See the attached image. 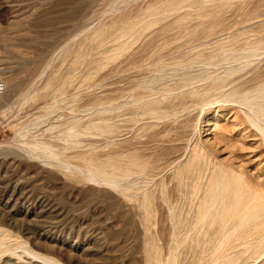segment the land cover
<instances>
[{
	"label": "rangeland",
	"instance_id": "obj_1",
	"mask_svg": "<svg viewBox=\"0 0 264 264\" xmlns=\"http://www.w3.org/2000/svg\"><path fill=\"white\" fill-rule=\"evenodd\" d=\"M0 77V264H264V0H0Z\"/></svg>",
	"mask_w": 264,
	"mask_h": 264
},
{
	"label": "bare ground",
	"instance_id": "obj_2",
	"mask_svg": "<svg viewBox=\"0 0 264 264\" xmlns=\"http://www.w3.org/2000/svg\"><path fill=\"white\" fill-rule=\"evenodd\" d=\"M262 86H263V85H262ZM262 86H261V87H262ZM259 90L261 91V89H259ZM250 91H253V90L251 89ZM260 91H259V92H260ZM262 91H263V89H262ZM257 92H258V91H257ZM259 92H258V94H259ZM249 94H250V93H249ZM256 94H257V93H256ZM260 94H262V93H260ZM262 95H263V94H262ZM253 96H254V95H253ZM253 96H251V97L254 98ZM257 96H258V95H257ZM258 97H259V96H258ZM255 98H256V96H255ZM255 98H254V99H255ZM250 101H251V100H250ZM243 102H244V101H243ZM253 102H254V101H253ZM251 103H252V101H251ZM254 103H255V102H254ZM256 105H257V104H256ZM251 108H252V107H251ZM251 110H252V109H251ZM250 117H251V116H250ZM250 121H251V120H250ZM251 122H252V121H251ZM253 122H254V121H253ZM223 190H224V189H223ZM222 194H223V192H222ZM223 195H224V194H223ZM260 195H261V194H260ZM237 196H238V195H237ZM238 197H239V196H238ZM236 198H237V197H236ZM242 198H243V197H242ZM209 199H211V198H209ZM239 201H240V200H239ZM247 201H248V200H247ZM235 202H236V201H235ZM243 202H244V201H243ZM237 203H238V201H237ZM202 204H203V203H202ZM232 204H233V203H232ZM234 205H235V204H234ZM244 206H245V205H244ZM240 207H241V206H240ZM245 207H246V206H245ZM247 208H248V207H247ZM217 209H218V208H217ZM230 209H232V208H229V210H230ZM218 210H219V209H218ZM224 210H225V209H224ZM238 210H239V209H238ZM238 210H237V211H238ZM241 210H242V208H241ZM219 211H220V210H219ZM219 211H218V212H219ZM231 211H232V210H230V213H231ZM244 211H245V210H244ZM216 212H217V211H216ZM220 212H221V211H220ZM242 212H243V211H242ZM248 212H249V210H248ZM233 213H234V212H233ZM213 215H214V214H212V216H213ZM216 216H217V215H216ZM232 216L234 217L235 214L232 215ZM245 216H246V215H245ZM241 219H242V217H241ZM240 224H241V223H240ZM203 225H205V224H203ZM202 227H203V226H202ZM211 228H212V227H211ZM255 231H256V230H255ZM224 241H225V240H224ZM219 247H220V246H219ZM215 262H216V261H215Z\"/></svg>",
	"mask_w": 264,
	"mask_h": 264
},
{
	"label": "built area",
	"instance_id": "obj_3",
	"mask_svg": "<svg viewBox=\"0 0 264 264\" xmlns=\"http://www.w3.org/2000/svg\"><path fill=\"white\" fill-rule=\"evenodd\" d=\"M5 88V82L4 80L0 77V92Z\"/></svg>",
	"mask_w": 264,
	"mask_h": 264
}]
</instances>
